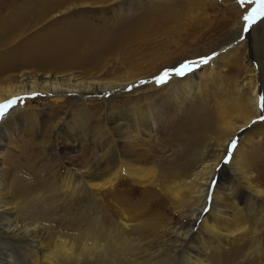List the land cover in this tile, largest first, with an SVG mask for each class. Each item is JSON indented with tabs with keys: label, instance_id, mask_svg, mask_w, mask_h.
I'll return each mask as SVG.
<instances>
[{
	"label": "bare ground",
	"instance_id": "6f19581e",
	"mask_svg": "<svg viewBox=\"0 0 264 264\" xmlns=\"http://www.w3.org/2000/svg\"><path fill=\"white\" fill-rule=\"evenodd\" d=\"M204 1L0 0V101L17 98L0 118V264H231L244 255L264 257V190L253 183L259 177L240 159L226 173L237 181L231 191L213 178L222 150L262 111L256 89L249 99L234 90L223 95L208 82L219 55L243 39V19L232 28L234 43L207 67L198 64L164 84L154 77L193 57L172 62L166 53L150 73L128 64L118 79L106 77L103 65L147 30L151 16L168 20ZM95 4L114 5L118 22L92 24L79 9ZM258 56L264 62V53ZM244 113L240 122L216 121ZM224 124L231 131L218 138ZM132 194L140 198L132 201ZM164 200L180 223L142 219L132 227L123 220L125 212L133 219L161 212ZM134 231L147 232L146 240Z\"/></svg>",
	"mask_w": 264,
	"mask_h": 264
},
{
	"label": "rangeland",
	"instance_id": "374dc122",
	"mask_svg": "<svg viewBox=\"0 0 264 264\" xmlns=\"http://www.w3.org/2000/svg\"><path fill=\"white\" fill-rule=\"evenodd\" d=\"M204 2L205 5L201 6V8L194 5L189 6L182 16H172L168 20L159 19L157 16H151L148 20L149 22H147L144 27L147 28L145 32L143 28V32L140 36H136L114 54L109 55L104 59L103 65L105 72L108 74L106 77L118 79L124 76L127 74L128 64L132 63H136L138 69L145 70L146 68V70H149L148 73H150L153 71L152 68L160 63L166 53H169V57L172 56V62H176L178 59L188 56H192L193 58L187 60L196 62L199 61L200 57H211V59L205 63V67H207L209 65L208 63L215 60L218 54H220L219 51L226 48L229 44L234 43L233 40L235 39L231 40L232 28L250 9L248 6L251 3V0H244L243 4L239 3V0H205ZM129 3H133V0ZM113 7L114 5L112 4H101V6L95 4L83 7L79 10H81L80 12L82 15L85 18H88L92 24L98 28H103L114 25L118 22L117 19L113 18ZM70 15L76 17L78 12L73 11ZM263 18L264 17L257 20L256 22L258 23L256 25L255 22L251 26L253 29H250V27L247 32H244V37L239 43L233 44L234 48L228 50V53H230L229 56H227L228 53H222L219 55V57L223 58H221L222 60H219L220 63L218 64V70L208 76V82L211 81L212 85L217 84L218 86L216 87H219L220 91L224 92L223 95H225L226 92L228 93L234 90L236 94H245V96H249L248 98L251 99V97H254L253 90L256 89V93L259 94L260 92L259 96L264 97V62L262 61L260 63L258 61V54L261 56V53L262 55L264 53ZM65 20L66 18L62 21ZM31 23H33V20ZM252 42H255V44ZM157 57H160V59L156 60ZM185 60L186 59H184V61ZM199 65V68L202 69L203 64ZM197 67L198 66L194 67L192 70H196ZM141 73L142 71L140 70L139 75H143ZM143 85L146 86L145 83ZM207 86L209 87L211 85ZM134 87L136 89L138 85H135ZM133 89L134 88L131 87L130 90H128L129 92L120 94V98H117L119 97L117 96L114 100L119 101L122 97L130 95ZM97 101H99V98H94L92 103L95 104ZM262 105H264V100H262L261 106ZM249 110L250 108H247L248 112ZM262 115H264V107H262L260 116ZM246 116H249L248 113H244L243 117L234 114L226 117H219L217 115L216 121L220 122L222 120L226 124L231 122L236 123L240 122L242 118H245ZM260 116L253 120L254 122H251V125L247 127V130L245 129L243 133L235 138L237 144L233 151L236 148H238V150L232 152L227 163H224L223 161V157L226 155V149L222 150L223 153L221 155L222 157L220 156V164L218 165V169L215 171L216 173H214L213 178L215 181L218 179L225 187L230 189V191L232 190L231 187L237 185V181H234L235 183H233V179H229L227 176L226 173L228 169H230L228 166H233L235 163L239 164L240 159L244 160V169L249 170L253 175L259 177L260 180H255L253 183L258 184V187L264 190V120L259 119ZM226 124L221 126V128L217 127L216 132L218 138L224 139L226 135L230 133V129H224V127L228 128ZM186 134L189 135L188 133H185V135ZM189 140L190 143H192L193 140ZM202 144L203 141L201 142V145ZM24 148L25 147L23 146L22 149L24 150ZM208 154H212V151L210 150L207 155ZM192 155L193 154L189 155L190 159L191 157L193 158ZM186 159L188 160V157H186ZM28 181L30 183L32 180L28 179ZM213 184L210 185L208 189V201L211 200V196L213 195ZM128 189L129 188L126 190ZM220 191L221 189L217 188V195H219ZM236 192L239 193L237 189ZM161 193H158L160 195L159 197L164 199V195ZM133 195L134 194L131 196L132 201L137 200L138 197L140 198V196H137L136 194ZM95 198L101 200L100 195H97ZM146 200L147 199H144V201ZM258 201H260L261 208L263 209L264 192L259 195ZM164 203L165 204H161V212L156 209L155 211L148 212L143 217H139L140 219H133L130 217L129 213L126 214L125 212L123 220L132 227L139 226V224L145 219H155V221L159 222V224L161 223L163 227H170L173 223H180L183 218L179 214L173 212V208L168 205L165 200ZM134 232H132V236L143 237L146 240L147 232ZM263 235L264 230L261 231L259 238V240L261 239V247L264 249V239L262 240V238H264ZM246 244H248L247 241L242 245L245 247H243V249L247 252ZM5 246L7 247V245ZM0 248L3 247L0 246ZM234 261L231 264H263L264 257L261 253L259 255H252L251 257L244 255ZM180 264H182V261Z\"/></svg>",
	"mask_w": 264,
	"mask_h": 264
},
{
	"label": "snow or ice",
	"instance_id": "6c2138e0",
	"mask_svg": "<svg viewBox=\"0 0 264 264\" xmlns=\"http://www.w3.org/2000/svg\"><path fill=\"white\" fill-rule=\"evenodd\" d=\"M241 4L244 3V0H239ZM251 3L255 5L252 7L250 11H248L245 15L242 16L243 21L245 22L243 25V29L245 32L249 30V28L260 18L264 17V0H251ZM211 57H200L199 61H191L185 60L182 63H179L178 66L165 68L158 75L154 77V81L157 84H164L168 82L173 76H184L186 73L192 71V69L198 64H205L210 60ZM33 95H36L33 93ZM261 100H264V97H261ZM17 103V98H12L8 100L0 101V118H2L5 114L8 113L9 109L12 108ZM264 107V105H262ZM259 119L264 120V115L260 116ZM237 141L232 139L226 148V155L223 157L224 163H227L233 149L236 147ZM215 183V181H213ZM205 212L208 211L207 208L204 209Z\"/></svg>",
	"mask_w": 264,
	"mask_h": 264
}]
</instances>
